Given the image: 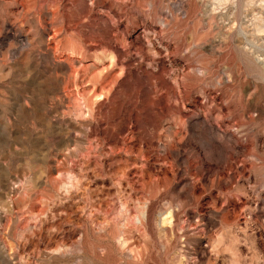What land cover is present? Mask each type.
<instances>
[{"label": "rangeland", "instance_id": "rangeland-1", "mask_svg": "<svg viewBox=\"0 0 264 264\" xmlns=\"http://www.w3.org/2000/svg\"><path fill=\"white\" fill-rule=\"evenodd\" d=\"M0 264H264V0H0Z\"/></svg>", "mask_w": 264, "mask_h": 264}, {"label": "bare ground", "instance_id": "bare-ground-1", "mask_svg": "<svg viewBox=\"0 0 264 264\" xmlns=\"http://www.w3.org/2000/svg\"><path fill=\"white\" fill-rule=\"evenodd\" d=\"M128 160V159H127ZM119 168V167H118ZM123 168V167H122ZM129 168V167H128ZM128 168H126V169H128ZM125 169V168H124ZM125 169V170H126ZM130 169V168H129ZM118 170V169H117ZM123 172H124V170H123ZM133 172V171H132ZM139 172H140V170H139ZM129 173V172H128ZM134 173H135V171H134ZM133 173V174H134ZM113 174V173H112ZM141 176V175H140ZM123 178V177H122ZM118 179V178H117ZM142 179V178H141ZM125 180V179H124ZM132 181V180H131ZM119 182V181H118ZM133 182V181H132ZM140 182V181H139ZM120 186H122V185H120ZM117 187H118V185H117ZM115 190V189H114ZM106 192V191H105ZM127 194V193H126ZM131 195V194H130ZM128 205V204H127ZM115 206V205H114ZM70 207V206H69ZM123 207V206H122ZM126 208V207H125ZM97 211V210H96ZM113 212V211H112ZM74 214V213H73ZM69 215H71V214H69ZM133 217V216H132ZM88 219V218H87ZM65 220V219H64ZM67 220H68V218H67ZM102 221V220H101ZM100 222V221H99ZM75 223V222H74ZM77 224V223H76ZM102 224V223H101ZM83 226V225H82ZM60 227H62V225L60 226ZM79 227V226H78ZM74 228H76V227H74ZM51 229V228H50ZM77 231V230H76ZM76 231L75 230H73V228L71 229V230H67L66 231V234L67 235H69V236H73L75 233H76ZM112 231V230H111ZM48 236V235H47ZM46 236V237H47ZM66 236V235H65ZM61 238H62V236H60ZM58 238V237H57ZM68 238V237H67ZM64 239V238H63ZM66 239V238H65ZM72 239V238H71ZM60 240V239H59ZM58 240V241H59ZM70 240V239H69ZM66 242H67V240H66ZM58 243V242H57ZM64 244V243H63ZM56 248V247H55Z\"/></svg>", "mask_w": 264, "mask_h": 264}]
</instances>
